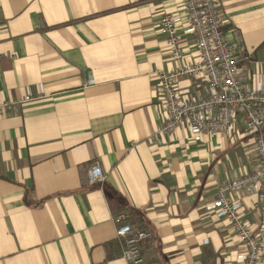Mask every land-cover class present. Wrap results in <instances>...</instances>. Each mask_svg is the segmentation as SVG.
Segmentation results:
<instances>
[{"label":"crops","instance_id":"1","mask_svg":"<svg viewBox=\"0 0 264 264\" xmlns=\"http://www.w3.org/2000/svg\"><path fill=\"white\" fill-rule=\"evenodd\" d=\"M238 77L264 88V0H216ZM0 264H130L115 218L150 232L143 264H241L244 247L212 209L218 186L259 166L236 112L224 133L171 134L156 71L197 57L184 19L183 58L160 32L182 0H0ZM199 93L208 92L195 81ZM180 97L190 82L179 81ZM97 163L101 182L90 184ZM264 229L256 193L231 195Z\"/></svg>","mask_w":264,"mask_h":264},{"label":"built area","instance_id":"2","mask_svg":"<svg viewBox=\"0 0 264 264\" xmlns=\"http://www.w3.org/2000/svg\"><path fill=\"white\" fill-rule=\"evenodd\" d=\"M1 4V3H0ZM183 15L163 14L160 32L165 36L170 56L175 61L183 58V47L177 24L184 19L195 39L197 57L168 71H156L162 97L165 121L156 127L159 134H171L186 126L191 133L229 134L236 112L243 114L244 128L254 133L253 151L259 160L256 170L223 181L217 188L212 209L217 217L232 226L244 247L241 264H264V229L252 231L242 220L239 202L231 195L250 188L257 196L253 203L264 209V88L247 90L238 77V61L230 49L216 0H182ZM190 82V96L180 97L179 81ZM201 79L208 92L201 94L195 81ZM36 98L30 92L13 100L0 102V114ZM88 182L95 184L104 178L97 163L87 172ZM116 236L124 243L122 257L130 264H143L141 243L150 232L131 227L127 215L116 218Z\"/></svg>","mask_w":264,"mask_h":264}]
</instances>
